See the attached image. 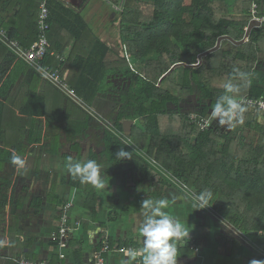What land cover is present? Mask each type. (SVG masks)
Instances as JSON below:
<instances>
[{
	"label": "trees",
	"instance_id": "obj_1",
	"mask_svg": "<svg viewBox=\"0 0 264 264\" xmlns=\"http://www.w3.org/2000/svg\"><path fill=\"white\" fill-rule=\"evenodd\" d=\"M53 2L57 3L48 0L49 50L61 57L71 43L73 46L64 62L47 55L44 65L58 71L83 104L91 106L97 96L104 94L118 96V103L124 107L113 115L112 127L103 130V149L99 153L90 149L88 161L97 163L99 174L105 164L115 172L136 170V184L148 181L151 186L154 177L165 173L199 202L206 197L204 206L208 211L240 236L258 246L264 243V113L241 102L264 98L262 86L254 80L264 73V24L253 28L241 45L222 41L217 51L204 56L198 67H192L197 65L198 55L213 48L219 37L242 40L252 20L250 8L256 4L260 15H264V0H124L118 19L122 56L98 40L79 14ZM0 3L5 12L12 13L11 18L0 14V28L9 39L28 48L36 40L38 0ZM15 59L0 43V83ZM179 64L182 66L161 79ZM70 70L75 74L71 75ZM29 72L37 80L41 78L31 68ZM8 76L0 95L7 87ZM109 77H122L128 84L117 92L119 88L108 81ZM228 86H232V91ZM53 89L59 94V119L66 120L67 130L73 135L82 134L89 127L90 117L66 95ZM195 91L199 95L194 109L182 112L181 104ZM29 96L23 116L16 117L14 123L27 128L26 142L35 144L41 141V129L34 127L35 117L53 114L45 106V96ZM229 98L245 110H237L230 117H216L207 130H201L190 120L191 114L197 120L209 118L217 102L227 110ZM35 106L37 110H30ZM221 119L227 122L228 129L220 124ZM123 120L137 124L128 135L123 134ZM1 127L2 124L0 156L8 155L11 159L0 160V165L13 161L5 140L8 132ZM249 134L255 136L247 141ZM12 147L16 154H22L21 143ZM71 150L77 155L72 169L80 162L79 144H72ZM121 150L129 153L130 158H119ZM171 180L163 184L173 186ZM68 184L85 193L84 208L94 215L95 185L72 171ZM57 241L53 244L57 245ZM191 242L187 240L179 249V257L193 253ZM121 249L122 245L108 240V251ZM76 253V263L80 264Z\"/></svg>",
	"mask_w": 264,
	"mask_h": 264
},
{
	"label": "crops",
	"instance_id": "obj_2",
	"mask_svg": "<svg viewBox=\"0 0 264 264\" xmlns=\"http://www.w3.org/2000/svg\"><path fill=\"white\" fill-rule=\"evenodd\" d=\"M60 4L66 7L63 2ZM70 4L74 7L68 8L79 14L87 28L112 50L108 43L112 25H116V19H112V0H70ZM0 14L7 18L12 16L11 12H5L1 3ZM72 46L73 43L63 51L61 57L55 51H52L50 56L64 62L69 57ZM70 74L74 75L75 72L70 70ZM7 76L10 77L9 82L0 95V124L1 128L8 132L5 138L10 147L8 151L23 161V166L8 161L11 159L8 155L0 156V160L8 159L0 165V264H15L17 257L51 264H77L74 256L76 251L80 264H93L99 259L103 264H144V257L148 254L144 251L147 237L141 235V228L138 229V225L132 221L133 215L138 213L134 209L142 208L145 202H148L142 195V184L137 185L135 182L138 171H110L105 164L99 174L104 186H95L97 199L94 215L84 208L85 193L68 184L71 164L77 156L71 150L72 144L77 142L80 146L81 165L88 161L91 150L99 153L103 149V130L108 129L111 124L103 115L94 114L97 113L99 100L105 101L110 96L100 94L91 106L83 104L75 94L74 99H69L90 117L89 127L82 134L73 135L67 130L66 120L59 119V94L54 91V86L42 78L37 80L33 77L29 68H24L22 60L17 58L1 81L0 90ZM254 80L264 90V73L255 76ZM33 93L39 97L45 96V106L53 115L35 117L34 127L41 129V141L27 144L28 129L19 122L14 123V120L23 116L26 101ZM55 95L58 96L57 100ZM30 110H37V107ZM221 117L224 118L222 115ZM113 119L114 116L110 121ZM93 125L102 131L100 138L96 139V147L100 145L98 152L90 145L93 142ZM248 137L252 140L253 134L246 135V140ZM70 138L76 140L70 141ZM80 140L83 141L84 147ZM17 142L23 145L22 154L14 152L12 146ZM93 144L95 145V140ZM156 182L151 186L149 182L147 184V195L151 196V200L162 199L160 193L155 190ZM179 191L188 196L190 206H182L185 210L182 225L187 228L188 235L175 240L177 264H181V261H184L182 264H250L253 259L264 261L263 242L258 246L240 236L223 223L220 217L209 212L207 207H197L201 202L186 190L182 188ZM67 203L71 204L68 223L73 231L63 246H57L53 244L51 237L57 231L62 208ZM191 204L195 212H199L198 215L192 212ZM108 240L117 246L122 245V249L103 251ZM187 240L192 241L190 247L193 253L189 257H179V249ZM128 253L131 257H128ZM58 254H64L65 258L61 259Z\"/></svg>",
	"mask_w": 264,
	"mask_h": 264
},
{
	"label": "built area",
	"instance_id": "obj_3",
	"mask_svg": "<svg viewBox=\"0 0 264 264\" xmlns=\"http://www.w3.org/2000/svg\"><path fill=\"white\" fill-rule=\"evenodd\" d=\"M123 2L118 7L114 6V9L121 11ZM252 20H256L261 24H264V15H260L259 8L256 4H253L249 10ZM36 24V40L28 47L22 48L19 42L15 39H9L5 30L0 28V43L9 49L17 59L22 60L26 65L40 75V77L66 95L69 99H74V92L68 87L65 81L61 78L58 71H52L48 66L44 65V59L47 55H52L49 50L48 31L50 29L49 24V9L47 6V0H38V13L35 20ZM242 102L249 106L257 108L261 113H264V98L258 99H245ZM190 120L197 124L201 130H207L211 125V119L204 118L197 120V116L191 114ZM71 204L67 203L62 208V214L59 218L57 231L51 237L52 241H57V246H63L67 242L69 235L73 231L68 223V212ZM107 250V245L103 247V251ZM129 250H126L128 252ZM61 259L65 258L64 254H58ZM15 264H51L44 261H31L23 257H17L14 260ZM93 264H103L101 259L95 261Z\"/></svg>",
	"mask_w": 264,
	"mask_h": 264
},
{
	"label": "rangeland",
	"instance_id": "obj_4",
	"mask_svg": "<svg viewBox=\"0 0 264 264\" xmlns=\"http://www.w3.org/2000/svg\"><path fill=\"white\" fill-rule=\"evenodd\" d=\"M60 1L63 2L64 4H66L67 8H68V6L69 7L72 6L71 5L72 3L70 4V0H60ZM120 1L121 0H112V4H111V9L113 11L112 19L113 20L116 19V25L115 24L112 25L111 33L109 34L108 43L111 45L112 50L116 54H118L119 56H122L123 48H122V42H121L120 37H119V23L117 21L119 19L120 11H117V10L114 9V6L118 7V5L121 2H124V0H122L121 2ZM54 3H56V2H53V4ZM72 7H74V6H72ZM232 45H234V44H232ZM256 73H255V75H258ZM109 82H112L117 88H119V91H117V92H120V89L124 88V86H126L128 84V80H126V79H124L122 77H119V78H113L112 77V78H110ZM198 95H199L198 91H195L192 95L187 96L186 100L181 104V111L182 112H190V111H192L194 109L195 103H196V101L198 99L197 98ZM241 102H242V100H241ZM96 108H97L96 109L97 113H95L94 116L103 115L105 120L107 122H109V120H111L112 116L116 115V113L119 110L123 109L124 107L121 106L118 103V96H110V97H107V99L105 101L99 100V104L97 105ZM170 110H174V107L170 106ZM216 117L218 119V118L221 117V115H217L215 117H213L211 115V117H210L211 121L216 120ZM135 125H137V124H135ZM221 125L224 127V129L229 127L227 125V122H224ZM93 128H94V130H93V132H91L93 134V137H91L92 138L91 141L94 142V140H95V145L93 144V142H91L90 145H91V148H93L94 151L98 152L97 151L98 150V146H100V145H98L96 147V145H97L96 141L102 135L101 134L102 131H101L100 128H98V126L94 127V125H93ZM254 136L255 135L253 134V137ZM250 137H248L247 140H250ZM87 138H90V136H87ZM69 140L73 141V140H76V138H70ZM80 142H82L81 143L82 147H84L83 141L80 140ZM154 178H155L154 179L155 182L157 181L155 183V186H154L155 190H156V192L160 193L162 199H160V200H157V199L151 200V196L147 195V190H146L148 182L145 181L142 184V186H141L142 189L144 190V191H142L144 193V194L142 193V195L144 196V199L147 198V200L149 202V206L148 207H142V208L134 209V211L135 212L137 211L138 213H135L133 215L134 219L132 218L133 219L132 221L134 222V224L136 223L138 225V229L139 228L142 229L147 224V221H148L149 218L156 219V220L161 218L160 215H156L155 214L156 209H159L160 213H164V214H167L170 217H172V222L174 224L179 222L182 225L183 218L185 216V214H184L185 210H183L182 206H184V205L185 206H190V204L188 202V199H189L188 196L184 192L179 191L180 189L182 190V187L180 185H178V183L175 182L173 179L171 180L170 177L167 176V174L162 173V174L159 175V177H154ZM169 180H171L175 184L173 186H166V185L163 184L165 181H169ZM130 184H132V180L130 181ZM160 201H166V205L165 206H161L160 203H159ZM0 202H2V200ZM153 202H154V204H153ZM192 207H193V205L191 206V208ZM179 208H182V209H179ZM192 212L195 213L196 215L199 214V212H195V210L193 208H192ZM150 216H152V217H150ZM182 228H183V225H182ZM183 262L184 261H181V264Z\"/></svg>",
	"mask_w": 264,
	"mask_h": 264
},
{
	"label": "clouds",
	"instance_id": "obj_5",
	"mask_svg": "<svg viewBox=\"0 0 264 264\" xmlns=\"http://www.w3.org/2000/svg\"><path fill=\"white\" fill-rule=\"evenodd\" d=\"M228 90L232 91V86H228ZM228 109L225 110L219 102L214 105L212 116L217 115L228 116L235 114L237 110L243 112V109L235 100L228 99ZM225 121L221 119V124ZM119 158L128 157L130 154L121 150L118 154ZM13 162L23 166V161L18 157L13 156ZM99 166L94 160H89L81 165L77 163L71 171L73 174H80L82 178L90 180L96 187L102 188L103 181L99 179ZM202 203L197 207H204L207 200L206 197H201ZM161 206L166 205V201L159 202ZM149 202H145L144 207H148ZM156 215H160V219L149 218L147 224L141 229V234L147 237L145 241V249L148 254L144 257V264H177V248L175 240L188 235L187 228H182V225L177 222H172V217L167 214L160 213L159 209L155 211ZM169 241H172L169 243ZM250 264H264V261L253 259Z\"/></svg>",
	"mask_w": 264,
	"mask_h": 264
},
{
	"label": "water",
	"instance_id": "obj_6",
	"mask_svg": "<svg viewBox=\"0 0 264 264\" xmlns=\"http://www.w3.org/2000/svg\"><path fill=\"white\" fill-rule=\"evenodd\" d=\"M257 27H260V23L256 20H251L247 26V28L245 29V34H244V37L242 40L240 41H233L231 38L227 37V36H222V37H219L216 41V44L213 48L205 51V52H202L200 55H198V63L197 65H194L192 67H198L200 64H201V60L204 56L208 55V54H211L215 51H217L219 48H220V44L222 41L224 40H227V41H230L232 44L234 45H241L243 43H245L250 35V32L253 28H257ZM181 64L179 65H175L173 66L164 76L166 77L172 70H174L177 66H180ZM182 66V65H181ZM161 78V79H163ZM133 121L132 120H123L122 121V130H123V134H130L131 132V127L133 125Z\"/></svg>",
	"mask_w": 264,
	"mask_h": 264
},
{
	"label": "flooded vegetation",
	"instance_id": "obj_7",
	"mask_svg": "<svg viewBox=\"0 0 264 264\" xmlns=\"http://www.w3.org/2000/svg\"><path fill=\"white\" fill-rule=\"evenodd\" d=\"M108 123L111 124L110 127H112V125H113L112 121L109 120ZM122 131H123V130H122Z\"/></svg>",
	"mask_w": 264,
	"mask_h": 264
}]
</instances>
